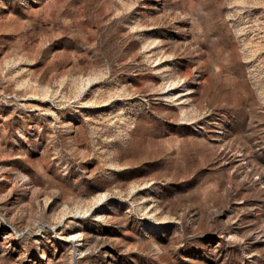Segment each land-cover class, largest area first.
<instances>
[{
    "label": "rangeland",
    "instance_id": "374dc122",
    "mask_svg": "<svg viewBox=\"0 0 264 264\" xmlns=\"http://www.w3.org/2000/svg\"><path fill=\"white\" fill-rule=\"evenodd\" d=\"M0 264H264V0H0Z\"/></svg>",
    "mask_w": 264,
    "mask_h": 264
}]
</instances>
